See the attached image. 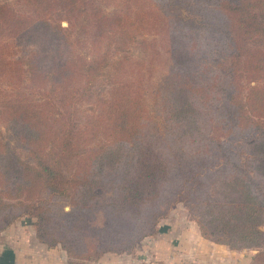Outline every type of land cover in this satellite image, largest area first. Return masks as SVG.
I'll list each match as a JSON object with an SVG mask.
<instances>
[{
    "label": "trees",
    "instance_id": "16d2710c",
    "mask_svg": "<svg viewBox=\"0 0 264 264\" xmlns=\"http://www.w3.org/2000/svg\"><path fill=\"white\" fill-rule=\"evenodd\" d=\"M140 39L174 55L153 111ZM0 123L16 147L0 136V233L34 220L97 264L184 203L205 239L264 264V0L0 2Z\"/></svg>",
    "mask_w": 264,
    "mask_h": 264
},
{
    "label": "rangeland",
    "instance_id": "374dc122",
    "mask_svg": "<svg viewBox=\"0 0 264 264\" xmlns=\"http://www.w3.org/2000/svg\"><path fill=\"white\" fill-rule=\"evenodd\" d=\"M6 1L8 0H0V2ZM96 3L99 4V1ZM169 13L172 16L180 18L187 16L186 13L178 8L171 9ZM66 25L67 24L65 22L64 26ZM151 38L152 37L149 36L148 41H150ZM145 46L146 50L145 54H143V40H138L134 46H131L130 54L134 58L135 56L144 57L143 59L147 62L148 68L144 73L146 76V98L149 108L153 111L158 109V105L154 98L156 89L161 85L163 86V84L171 79V76L174 73V55L162 51L160 44H157L156 48L152 49V51L147 49L146 44ZM112 72L113 71H107V74H113ZM99 85L104 91L110 89L109 76L103 77ZM156 121L160 120L157 119ZM0 136H3L13 142L11 132L1 123ZM12 145L16 148L14 142ZM20 154L24 159H26L25 153L20 152ZM68 209L69 207L67 206L66 210ZM195 220L196 217L190 213L184 203H177L170 209L166 218L160 221L158 226L159 233L156 236H169L165 240L168 242L169 239L173 244L170 248H167L170 249L169 251L175 250L174 252L176 253V256L174 262L167 263L163 260L152 261V259L148 257V251H150L154 246L155 240L150 239L153 237H147V241H145V239L138 245L135 256H137L138 260H140L143 264H251L253 262L257 253L256 250L233 251L229 250L225 245L218 247L214 244V242L207 240L202 236L201 232H199L200 230H198V225ZM14 225L17 230H14L16 234H23L26 236L29 235L31 237L34 236L35 239L38 240L32 221L27 220V218H23L0 233V242L7 241L6 237L12 231L11 227ZM261 229L264 232V224ZM167 248L161 249L165 251ZM192 257L195 259L194 261L191 260Z\"/></svg>",
    "mask_w": 264,
    "mask_h": 264
},
{
    "label": "crops",
    "instance_id": "0c3cea01",
    "mask_svg": "<svg viewBox=\"0 0 264 264\" xmlns=\"http://www.w3.org/2000/svg\"><path fill=\"white\" fill-rule=\"evenodd\" d=\"M33 224L34 221H32ZM11 228L12 231L6 237L7 241L0 242V264H70L66 252L59 247L49 248L41 244L34 236L16 234L14 232V230L17 231L15 225ZM168 237L158 235L150 238L155 240L153 248L147 254L152 261L163 260L167 263L174 262L176 253L174 252L175 250L169 251L170 249L167 248L173 245L169 239L166 242L165 239ZM214 244L218 247L224 246ZM161 248L167 249L164 251ZM197 252L199 253L198 250ZM135 255L136 253L133 255L107 254L97 264H143ZM191 260L194 261L195 259L192 257Z\"/></svg>",
    "mask_w": 264,
    "mask_h": 264
}]
</instances>
